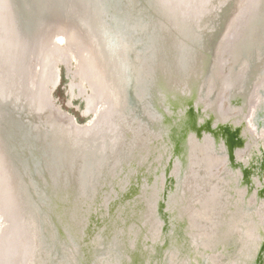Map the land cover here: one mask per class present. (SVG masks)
Returning <instances> with one entry per match:
<instances>
[{"label": "bare ground", "instance_id": "obj_1", "mask_svg": "<svg viewBox=\"0 0 264 264\" xmlns=\"http://www.w3.org/2000/svg\"><path fill=\"white\" fill-rule=\"evenodd\" d=\"M210 2L208 0L206 5L204 0H0V108L3 112L0 119L3 126L0 134V208L5 215V225L0 233V264H57L62 255V245L78 253L86 249L83 245L87 240L93 246L101 244L98 231L103 226L101 218L120 213L113 212L112 200L118 192L120 194L127 188L123 186L129 180L124 168L128 167L130 174L136 166L155 154L149 153L153 147L146 152L149 146L143 143L146 136L148 140L152 138L150 134L146 135L145 124L139 122L140 116L142 120L144 118V107L146 114L149 110L155 114L156 121L151 125L160 124L162 120L168 119L166 117H175L176 114L177 118L182 117L184 102L176 109L174 104L178 103L181 91L186 89L184 93H188L185 98L191 97V91L196 108L201 107L205 112L210 108L216 114V119L221 120L217 107H221V97H229L234 89L249 90L244 86L245 75L240 89L232 86V83L238 80L239 69L244 68L236 63L243 62L238 57L244 60L243 56L247 53L243 49L250 39L252 53L259 52L256 43L264 36V14H260L264 12V0H228L227 5H223V0H217L213 11L214 5L210 6ZM211 12L214 14L209 18ZM257 15L261 16L258 24L255 23ZM195 19L200 26H194ZM254 26L260 35L256 43L252 37ZM60 36L65 39L66 47L58 50L54 46L56 38ZM242 44L236 56L234 50ZM67 54L74 55L78 65H81L78 66L79 77L85 81V75L87 81L89 79L91 82L88 107L93 108L100 100L101 108L105 109L94 125L76 126L70 121H61L46 99L42 83L54 86L57 80L54 70L56 61L53 58L59 60ZM33 59L38 61L41 73L40 88L35 93L28 87L26 79L27 68L30 69L29 63ZM227 60L232 64L225 71ZM174 69L183 72L175 75L177 71ZM110 73L115 78L116 96ZM139 78L142 88L133 89L139 83ZM208 79L210 81L207 83ZM192 80L195 81L192 87L196 88L191 90L189 81ZM127 84L132 86L133 91L127 88ZM252 89L251 93L256 96L258 89ZM130 91L136 93L140 101L135 111L139 117L129 113L128 107L134 101ZM243 104L242 107L247 109L246 98ZM6 108L8 117L5 116ZM14 124L24 125L37 149L36 155L32 153L21 157L23 163L29 164V169L36 164L39 171L16 172L13 169V166L16 167L13 162L17 161L11 153L16 150L11 138L12 133L16 132ZM178 125L179 128L184 127ZM163 131L162 126L156 130L160 136ZM187 134L186 131L182 137L186 138ZM134 135L138 140L132 143ZM171 138L178 141L177 136L172 135ZM1 142L4 143L3 147ZM27 149L34 151L32 147ZM132 165L135 167L132 168ZM183 167L182 172L188 166L185 164ZM30 175L41 181V186L43 183L50 185L46 193L41 195V204L49 209L48 215L42 211L36 195L31 197L28 194L29 183L26 181ZM142 175L145 180L147 174ZM116 177L121 189L112 187L113 183L108 182ZM143 179L139 183L140 189L136 188L133 193L131 190L132 201L127 203L130 205L128 214L134 213L137 208L141 211L133 215L134 218L129 214L126 229L131 244L119 249L126 256L122 258L121 253L114 249L116 244L109 246L112 238L109 235L105 247L101 246L102 250L90 256L88 264H120L137 254L133 249L149 255L150 263L154 259L151 253L157 251L158 262H163L160 258L162 252L159 251L162 225L159 223L151 227L150 221L154 219V208L161 212V216L168 215L170 219L171 215L166 214L168 212L163 211V208L166 201H172L173 196L169 193L174 184L169 187L168 193L166 189L163 191V186L156 193H150ZM73 199L76 201L73 202ZM117 200L115 203L118 205L126 203L121 198ZM56 204L68 208L54 213ZM32 205L39 208L33 206L32 209ZM144 212L145 222L142 226L139 223ZM103 220L107 223L111 219ZM197 220H203L202 213L197 214ZM146 221L150 229L149 246L143 243V247H146L143 249L141 236L147 229ZM134 223L139 226L132 234L129 227L134 226ZM194 225L196 227V223ZM89 228L94 233L82 242ZM137 234L140 244L135 247ZM167 247L174 250L178 244L174 248ZM89 249L92 251L95 248L89 246ZM163 249L164 246L161 247ZM169 255L172 253H167L168 258ZM168 261L171 262L170 259Z\"/></svg>", "mask_w": 264, "mask_h": 264}, {"label": "rangeland", "instance_id": "obj_2", "mask_svg": "<svg viewBox=\"0 0 264 264\" xmlns=\"http://www.w3.org/2000/svg\"><path fill=\"white\" fill-rule=\"evenodd\" d=\"M226 1L227 0H223V3H226ZM216 2H217V0H211V2H210V6L214 5L212 8V11H213L215 5H217ZM204 3H206V5H207L208 0H204ZM237 11H239V9H237ZM213 14H214V12H211V14L209 15V18L213 17L212 16ZM260 14H264V12H261ZM259 15H257L258 18L255 21V23H257V24H258L259 18H261V16L259 17ZM204 18H205V16H204ZM194 26L195 27L200 26L196 19L194 21ZM256 32H258V31L255 29V26H254L252 37H254L255 39H259V37H257L258 34ZM56 41H57V43L55 44V46L57 45L58 50H61V49L66 47V41H65V39H63V37H61V36L57 37ZM246 43L247 42H245V44ZM243 44L239 45L234 50V52L236 53V56H237V53L242 48ZM248 44L249 43L246 44L247 47L249 46ZM53 59L56 61L54 64V70H55V72H57V80L55 82V85L52 86L47 82H45L44 84L42 83L43 90H44V93L46 95L47 101L50 102L51 107H53L52 109L54 110V112L60 116L59 118L61 121H70L71 123H73L76 126L77 125H80V126L94 125V122L98 121V117L100 116V114H102L105 111V109L101 108L102 105H101L100 100H98L95 103L93 108L88 107L87 97L91 94V91H92L91 87H90L91 82L89 79L87 81V77L85 75H83L85 81L82 79L81 76L79 77L80 74H79L78 70H80V67H78V66H81V65L80 64L78 65V62H77L74 55L67 54L59 60H58V58H55V57ZM162 63L165 64L164 61ZM231 64H232V62H230V60H227L224 64V70L227 71L228 67ZM29 66H30V69L32 70V71L30 70V72H29V75H30V82L29 83L32 87V90L37 92L38 91L37 89L40 88V86H38V85H40V77H41L40 65H39L37 60L33 59L30 61ZM242 66L244 67L243 69L246 70L247 65L244 63ZM77 67H78V69H77ZM165 67H166V65H165ZM33 69L35 71H33ZM174 70L177 71L174 73L175 75L178 74L179 72H183V71H180L177 69H174ZM245 70L242 71L241 68L239 69V71H238L239 73L236 77V78H238V80L234 81L232 83V86L238 87V89H240L239 86H241L242 77L246 73ZM161 71L159 70L160 74L162 73ZM27 72H28V68H27ZM128 73H129V69H128ZM110 74L113 77L111 82L114 83V85H115V87L113 86L114 87L113 91H114V94L116 96L117 95V89H116L115 78H114L112 73H110ZM163 77H166V76H163ZM138 80H139V83H137V86H133V89H134V87L135 88L136 87L142 88V86L140 85V78ZM230 81H232V80H230ZM243 82H245V80ZM192 84L194 85V82ZM208 86H210V84H208ZM244 86H246V85L244 84ZM258 87H259L258 83L253 84L254 91L256 88L258 89ZM127 88L130 89L131 91H133L131 85L127 84ZM225 90L227 91V89H225ZM131 91L129 93L133 94L132 96H134V101L133 102L131 101V104L128 107V108H130L129 113L131 114V116H138L135 111L137 110V107L139 106L140 101L137 98L136 93L134 94V92H131ZM244 91L245 90L235 91V89H234L233 91L230 92L229 97H226V98L221 97L222 98V100H221L222 104H220L221 107L217 106L218 111H219L218 115L221 117V120H227L230 116L232 118H234V119L231 118L232 120L229 122V125L231 126L230 133L234 132V129L238 126L237 127L238 139L240 138L241 140H244L242 148H240V149L234 148V152H235L234 153L235 154L234 162L241 161V163L244 165L243 167H244L245 171L247 172L246 178L255 180V183H256L255 188L257 186H258V188L253 189V192L256 193V192H258V189L259 190L261 189L260 190L261 193H264V185H261V182H263L262 184H264V95L257 93L256 96H254L252 93H250L249 97L247 98V101H246L248 107H247V109H243L242 105L237 103L238 102L237 97H238V95H240V93H242ZM197 98H198V96H196V99ZM117 100H118V98L116 97V99H115L116 103H117ZM253 100H255V101H253ZM194 101L196 102V100H194ZM256 102H258V106L254 107V104ZM110 103L112 105V101H110ZM132 108H133V110H132ZM7 109L8 108H6L4 110V111H6L5 112L6 117H8V115H9ZM145 109H146V107H144V112H143L144 118L142 120L141 116H140L139 122L142 124H145V129H146V133H147L146 135L150 134V136L152 137L151 140H148V137L146 136V140L144 139L143 143H144V146L145 145H146V147L149 146V148L146 150V152H149V149L151 147L154 148V149L152 148V151L149 152L151 155H153V153H155L153 158L146 159L141 164H139V166H136V168H134L135 165H132V168H134V172H132V173L130 172V174L128 173V167H126V169L124 168V171H127L126 175L129 177L128 178L129 180L128 181L126 180V182L123 184V186H125L127 188L123 192L120 191L121 192L120 194L118 192V194H116L115 199L113 198V200H112L113 212H117V211L119 212L120 211V213H118L117 216L112 215V216H107V218H101V223L103 224V226L100 228L98 226L96 227L97 230L99 228L98 231H100L101 244H99V246H93L91 244V242L89 240H87L86 237H89L93 232V229L90 230V228H89L88 232L86 231V233L82 237L83 238L82 242H85V240H87L86 243L83 245V248H86V249H84L81 252L76 253L75 250L74 251L67 250L62 245V247H61L62 248V255L60 256L59 262L57 261L58 262L57 264H88L90 256L94 255L97 251H99V249L102 250L101 246L105 247L109 235L112 237L110 240L109 246L112 244H116V246H114V249H116V251H119V249H121V248H127L128 245L131 244L129 241L128 228L126 229V226L128 223L127 220L130 219L129 214H131V218L132 217L134 218V216H136V214L139 213L141 210H140V208H137L134 211V213L132 212V213L128 214L127 209H128V206H130V205L127 203L129 201L130 202L132 201V198L130 197L131 190L133 193L134 191H136L135 190L136 188L140 189L141 180L144 178L142 174H145V173L147 174V178H145V180L143 179V183H144L146 190L150 191V193H153V192L156 193L157 189L159 187L161 188L162 186H163L162 187L163 191H164V189H166V193H168L169 187L174 184L173 189L170 190V193H169L171 195V197L173 196L172 201L171 200H170V202L166 201L165 202L166 204L163 208V211L168 212L166 214H169V216L171 215L170 220L168 221V218L166 220V222L169 223V226L164 223L166 225V227L167 226L168 227H167V242H166V244H164L165 246H164L163 250H161V247H162L161 243L162 242H159V251L162 252V255L160 256V258H162L163 262H161V261L158 262L159 261L158 260L159 255H158V253H156L157 251L156 252L154 251L151 253L153 255L152 257H154V259H153V262L150 263L149 255L146 256V255L142 254L139 249H133L132 251L135 252V254L136 253L137 254L134 255L133 257H130L128 260H123L120 264H180L179 251L177 252V254L175 253L176 254L175 256L169 255L170 258H168V259H170L171 262L168 261L167 256H164L167 253L169 254V253L175 252L173 249H170L167 247V246H172L174 248L175 242L177 244L181 245V249H180L181 254L180 255H182V257H183V258H181L182 264H189L190 260H192V262H190V264H192V263H194V264H234L235 258H231L228 261L223 262V260L225 261V259L227 257H229V258L231 257L235 248L238 249L239 244L235 245V243L233 242L232 239H229V241L227 243L228 247L230 246L229 247V256H226L224 254H220L219 251L210 253V251H214L216 249L215 245H217L220 238L222 239L225 237V235H229L230 223L227 224L226 222H227L228 218L230 219V217H227L225 215L227 213V209H228L229 205L230 206L236 205V204L233 205L230 202V199L233 197V192H231V191H233V190L235 191V189H233L232 187H230L226 184V179L224 178V175L221 174V172H224L223 171L224 164H222V162L220 161V163L217 167L215 166V168H211V169L209 168L210 169L209 171L206 170V171H208L207 173H202V174L200 173L201 171H199V174H198V173H196V171H194V169H192V171H190V172L182 173L180 175V178H179L178 171L175 170L176 172H174L173 167L175 164L173 163L174 164L173 167H171V169L169 168V172L167 171L168 174L166 175V173H165L166 169H164V168H165V166L168 165V161L170 160L171 155H168L169 150L166 148V146L163 145L162 143L161 144L159 143L160 140H158V139L159 138L161 139V137H160V135L157 134L156 130L151 127V123L156 121L154 112L149 110L148 114H146ZM16 110H18V109H16ZM196 110H198V109L196 108ZM201 110L204 111L203 108H201ZM211 110L212 109L209 108L208 111H211ZM189 111L187 110V115L185 116V118L187 119L188 125L191 123L190 121L193 120L192 115L188 116ZM211 112H213V111H211ZM2 113L3 112H1V108H0V119H2L1 118L3 115ZM205 114H206L207 118L205 117V120L202 118L201 123H205L208 119L210 120V116L207 115L206 112H205ZM239 115H240V117H239ZM138 117L136 118V121L139 120ZM183 117H184V114H183ZM166 118H169V117H166ZM200 119L198 118V121H200ZM211 119L214 120L213 115H212ZM241 121H242L243 125L240 124ZM0 122H1V120H0ZM212 122H214V121H212ZM258 123H259V125H261V123H262L263 126L258 128ZM233 125H235L236 127H234ZM14 126L16 128V132L12 133L11 138L14 141L16 150L15 151L12 150L11 153L14 154L17 161L15 160L16 163L13 162V164H16V167L13 166V169H15L16 172H18L20 170L21 171H25V170H27V171L31 170L32 171L34 169L36 171H39V169H38L39 167L37 168L36 164H34V168L31 165L30 169H29V164H27L26 162L23 163L24 161L21 158V157H24L26 155H32V153H33V155H36L35 150H37V149L34 146V141L31 137V135L27 132V130L24 129V125L14 124ZM213 128L215 129V131H214L215 133L216 132H218V133L224 132L222 134L223 135L222 138H224V139H222L221 137L219 138V140H222V142H224L223 146H221V144H220V151H222L224 149V151L227 154L228 144L229 145L232 144V142L230 140V136L228 135V131H225V130L221 131V129L218 125H215ZM1 129H3V126L0 123V134L2 133ZM183 131H184V127L180 131H179V128L177 129V139L180 143V145H179L180 150L182 148L181 142L183 139V137H182ZM246 133L249 135L248 138H246L247 137ZM155 134H156V136H154ZM207 134H209V133H207ZM206 137L209 139L208 142L212 141V139L209 136H206ZM137 140H138V138L136 135H134V137L131 138L132 143L136 142ZM3 144L4 143L1 142L2 147L4 146ZM24 147L26 149H24ZM31 147L34 149V151L32 149H30L28 151L27 148H31ZM210 149L213 152V149L212 148H210ZM191 150H192V152L194 151L193 145H192ZM217 153H215V154H217ZM244 153H245V155H244ZM37 155H39V153H37ZM218 155H219V153H218ZM221 156L223 157V154L219 155V157H221ZM226 159L225 158L223 159L225 166L227 165V163H229L228 157H226ZM18 164H19V168H18ZM170 164H171V161H170ZM227 166L231 168L230 163ZM144 170L146 172H144ZM236 173H237V176L240 175V171H237ZM258 173L261 174V176H262L261 180L258 179ZM251 174H254V175L251 176ZM141 175H142V177H141ZM22 176L25 178L24 175H22ZM241 176H242V172H241ZM254 176H255V179H254ZM146 179H147V181H146ZM197 179L199 182H196ZM187 180L189 182L188 185H187ZM173 181H174V183H173ZM108 182L110 184L113 183L112 187L116 186L119 188L120 184L117 181V177L114 178L113 181L109 180ZM184 182H185V185H184ZM26 183L30 184V187H29V184L27 187L28 194L31 195V197H32V195H36V198L39 199V201H40L42 211L48 215L49 209L45 205L43 206V204H41V202H43V198L41 195H44L46 193L45 191H46V189L48 190L50 185L43 183L44 185L41 186V181H39L37 179H33L32 175L29 176V179H28V181H26ZM38 184H40L41 187ZM121 188H119V189H121ZM148 188H151V190H148ZM153 189H155L156 191ZM236 189H237V194H239L237 200H239L241 202L242 208H243V206H245V208L241 211V213H243V212L244 213H251L250 209L248 210V207H247L248 204H246V201L244 202V198H243V196L246 194V189H238V188H236ZM36 190L38 192H36ZM227 192H228V196H227ZM193 193H194V195H193ZM120 195H122V196L119 197ZM126 195H129V197L126 198L127 197ZM255 197H256L255 194L248 197V200H249L248 203H255ZM263 197H264V195H263ZM120 198L123 201H125L126 203L125 204L119 203L121 205L116 204L115 202L118 201L117 199H120ZM169 199H170V197H169ZM34 200L38 204V201L36 199H34ZM144 200H147V199H144ZM62 201H64V200H62ZM74 201H76V200L73 199V202ZM90 201H91V199H90ZM0 202H1V199H0ZM182 203L184 204V206H182L183 210H182V208H180V205ZM235 203H237V202H235ZM34 205H32V209H33ZM259 205L264 206V198L260 199ZM174 206L176 208L174 210H172L174 208ZM0 207H1V203H0ZM34 208H36V206H34ZM37 208H39V207H37ZM66 208H68L66 205H63L61 207L60 204H56V207L54 208L55 209L54 213L55 212L59 213L60 209H66ZM120 208H122V209L119 210ZM198 213H202L204 215L203 220H197V214ZM211 213H214L215 218H213L212 222H206L205 220L209 221V219H207L206 215L211 214ZM0 214H1L0 215V233H1V230L3 228V226H2L3 220L1 217L2 216V209L1 208H0ZM79 214H78V216H79ZM160 214H161V212H158V209L156 211V209L154 208V213H153V217H152L154 219H151V221H150L151 227H153V225H154V227L156 225L158 226L159 223H161L163 225L164 219L161 217ZM67 215L69 216V214H67ZM67 215L65 217H67ZM144 215H145V212L141 215L142 220H141V223H139V225L142 224V226H144V222H145V220L143 218ZM166 216L168 217V215H166ZM193 216H194V218H193ZM80 217L82 218L83 214H81ZM195 217H196V219H195ZM109 218L111 220H108ZM156 218H158V219L160 218V220H158ZM238 218H237V220H238ZM66 219H68V221H69V218H66ZM103 219H105V221L108 220V222L104 223ZM198 219H200V216ZM214 220H216V221H214ZM237 220L235 221L236 223H238V221H239V220L238 221ZM260 220H261V224H262L261 230L263 231L264 230V227H263L264 226V216L261 217ZM81 221H82V219H81ZM192 223H193V225H194V223H196V227H194L195 225L193 226ZM134 224H135L134 226L129 227L130 228L129 230H132V232H133L132 234H135V231H137V228L139 226L136 223H134ZM245 225H246V223H245ZM145 226L147 227V229H146L145 233L141 236L143 249H146L145 246L143 247V243L145 245L147 244V246H149V244L147 242L149 240L148 236L150 233L149 232L150 229H149V224L147 221L145 223ZM221 226H226L225 234H224V236L222 235V237L217 236L220 234L219 233V227H221ZM133 227H134V229H133ZM249 227L251 229L253 228L252 225ZM203 228L206 230L209 229L210 236L207 235L206 236L207 238L204 236L205 232H204ZM233 229H234V227H233ZM245 229H247V228H245ZM250 234H251V231H249V235ZM74 236H75V239H77L75 232H74ZM163 238H164V234L162 235V232H161L160 239H163ZM194 240H197V243H194V247H193V241ZM237 240L241 241L242 238H236V241ZM250 241H252V236H250ZM134 242H135L134 243L135 247L139 246L140 237L138 236V234H137L136 239H134ZM251 243H250V245L252 246ZM253 245L254 246L256 245L257 248L253 249V247H252L250 252H248L244 256H242L244 259L243 264H246L248 262H249L248 264H264V258L262 259V262L259 263V258H258V254H257L258 246H259L258 243H255ZM89 246L92 248H95V249H92V251H90V249L87 250V248ZM202 247H206V248L202 249ZM245 248H246V246H245ZM201 249L203 250V252L208 251V249H209V252L203 253L201 251L202 254L200 256L198 255L199 260L194 259V256L195 255L197 256L198 251ZM191 251H192V253H191ZM82 253H83V255H82ZM119 253H121V252L119 251ZM123 256L125 257L126 255L121 253L122 258H123ZM162 256H164V257H162ZM73 258H74V261H73ZM36 261H37V259H36ZM221 261L223 263H221ZM236 264H237V262H236ZM238 264H241V261Z\"/></svg>", "mask_w": 264, "mask_h": 264}, {"label": "flooded vegetation", "instance_id": "obj_3", "mask_svg": "<svg viewBox=\"0 0 264 264\" xmlns=\"http://www.w3.org/2000/svg\"><path fill=\"white\" fill-rule=\"evenodd\" d=\"M227 2H228V0L223 5H227ZM224 12H225V10H224ZM258 13H259V11H258ZM257 18H258V16L256 17V20H257ZM262 19L264 20V15H263ZM263 35H264V33H263ZM259 36L260 35H258V37ZM255 43H256V39H255ZM256 44H257V46H256L257 49H256V47H255V49L259 51L258 54L252 53L253 45L251 46L250 40H249V44H248L249 46L247 47L245 45L244 49H243V51L245 53H247L244 56L242 55L244 60H242L241 58L238 57V59L243 61V62H241V64H240V62L237 61V63H236L237 66L238 65L242 66L244 63L247 65L246 70L243 68L241 70L242 71L245 70V72H246L244 74L245 75L244 76V80H245L244 84L246 85V88H248L249 90L248 91L245 90L244 92L240 93V97H237V100H238L237 103H239L242 106H243V99L246 98V101H247V98L249 97V94L251 93V90L253 88L254 83L259 84L257 93L264 95V36H263V38L261 37L259 43H256ZM245 56H247L248 58ZM194 76H197V75H194ZM194 76H192V79H194ZM208 81H210V80L208 79L207 82ZM193 82H195V81L194 80H192L191 82L189 81V83H190L189 87L191 88V90L196 88V87H192ZM185 90L186 89H183L181 91V89H180L178 91L179 93L181 91V95L178 96V103L174 104V108H175V107H178L180 105V103L184 102L185 109H186V110L185 109L183 110L184 111L183 112L184 117L182 116V117L177 118L176 117L177 112H176L175 117L172 116V117L168 118L166 121L162 120L160 124L155 125V123H154L151 125L152 128H154L155 130H157V128L161 127V126L163 127V130H164L163 135L160 136L161 139L159 138L158 140H160L159 141L160 144L162 143L169 150L168 155H171L170 160L168 161V165L164 168V169L167 168L165 173L167 171L169 172V168L171 169V167H173L174 164H175L173 167L174 172L178 171L179 178H180V175L182 172L181 169H182L183 165H185V164H187L188 167L182 173L190 172V171H192V169H194V171H196V173H198V174H199V171H201L200 172L201 174L207 173L211 168H215V166L217 167L221 161L222 164H224V167H223L224 172H221V174L224 175V178L226 179V184L228 186L232 187L233 189H235V191L234 190L231 191V192H233V197L231 199L229 198L230 202H231V204H233V205L236 204V205L235 206L229 205V207L227 209V213L225 215L227 217H230V219L228 218L227 222H226L227 224L230 223L229 235H225V237L222 239L220 238L217 245H215L216 249L214 251H210V253L219 251L220 254H224L226 256H229V247L230 246L228 247L227 243H228L229 239H232L233 242L235 243V245L239 244L238 249L235 248L231 257L230 258L227 257L225 259V261L223 260V262H226L231 258H235L234 264H236V262L238 264V263H240V261H241V264H243L244 259L242 256H244L246 253L250 252L252 247H253V249H256L257 246L256 245L254 246L253 244L258 243L259 246H258L257 254H258V258H259V263H261L262 259L264 258V230L263 231L261 230L262 224H261L260 219H261V217L264 216V210H263L264 206H260L259 201H260V199L264 198L263 197L264 193H261V191H260L261 189L260 190L258 189V192H256V193L253 192V189L258 188V186L255 188V184H256L255 180L246 178L247 172L245 171V169L243 167L244 165L241 163V161L234 162V160H235L234 148L240 149L243 147V143H244V140H241L240 138L238 139V131H237L238 126L236 127L235 125H233L236 128L234 129V132L230 133L231 126L229 125V122L234 118L231 117L232 119L230 118L228 120H220V119L217 120L216 114H214L213 112H210V111L206 112L207 115L210 116V120L208 119L207 120L208 122L206 121L205 123H201L202 118L205 120V117H206L205 111H202L201 109H199L200 107H198L197 108L198 110H196L195 101H193V97H192V92L189 91L191 93V97L187 96L185 98V96L188 93L187 92L185 94L184 93ZM187 98H189V99L187 100ZM255 106H258V102H256L254 104V107ZM243 109H245V108L243 107ZM187 110L188 111L190 110L188 112V116L192 115V118H193V120L190 121L191 123L189 125L187 124V119L185 118V116L187 115ZM178 112H180V111H178ZM212 115H213L214 120L211 119ZM239 117H240V115H239ZM198 118L199 119L201 118L200 121H198ZM212 121H214V122H212ZM178 124L184 126L183 133H186V131L188 133L186 138L182 139L181 150L179 147V145H180L179 141L172 140V138H171L172 135L177 136V129L179 128ZM240 124L243 125L242 121ZM215 125H218L220 127L221 131L222 130L228 131V135L230 136V140H231L232 144L231 145L228 144L227 154L224 151V149L222 151H220V144H221V146H223L224 142H222V140H219V138L220 137L222 138V136H223L222 134L224 132H222V133L216 132L215 133L214 132L215 129L213 128ZM262 126H263L262 123H261V125H259V123H258V128L262 127ZM182 129L183 128H179V131ZM207 133H209V134H207ZM206 136H209L212 139V141L208 142L209 139ZM246 136H247L246 138H248L249 135L246 133ZM222 139H224V138H222ZM192 145L194 147L193 152L191 150ZM197 145L201 146V148H199ZM209 147L213 149V152L211 151V149ZM217 152L219 153V155L223 154V157L221 156L223 159L224 158L226 159V157H228V161L230 163L231 168L227 166L229 163H227V165L225 166L224 160L221 157H219ZM215 153H217V154H215ZM244 155H245V153H244ZM170 161H171V164H170ZM206 170H208V171H206ZM237 171H240L239 176H237V173H236ZM241 172H242V176H241ZM253 175L254 174H251V176H253ZM254 179H255V176H254ZM258 179L259 180L262 179V176L259 173H258ZM196 182H199L198 179L196 180ZM262 183L263 182H261V185H264ZM236 188L246 189V194L245 195L243 194L244 195L243 198H244V202L246 201V204H248L247 207H248V210L250 209L251 213H244V212L241 213V211L245 208V206H243V208H242L241 202L239 200H237L239 194H237ZM253 194L256 195L255 203H248V201H249L248 197H250ZM227 196H228V192H227ZM235 202H237V203H235ZM182 206H184L183 203L180 205V208H182V210H183ZM175 208L176 207L174 206V208L172 210H174ZM161 217L164 219L163 225L161 224L162 225L161 232H162V235L164 234V238L161 239V241H160V242H162L161 244L163 247V246H165L164 244H166V242H167V227L169 226V223L166 222L167 216L162 215ZM202 217H204L203 214H202ZM206 217H207V219H209V221H206V222H212L213 218H215L214 213L208 214V215H206ZM237 218L239 221L237 220ZM236 220L238 221L239 224L235 222ZM214 221H216V220H214ZM164 223L167 224L168 226L166 227V225ZM245 223H246V225H245ZM251 225L253 226L252 229L249 227ZM233 227H234V229H233ZM245 228H247V229H245ZM203 230H204L206 236L207 235L210 236L209 229L206 230L203 228ZM225 231H226V226L219 227V233L220 234L217 236H221V237H222V235L224 236ZM249 231H251L250 235H249ZM250 236H252V241H250ZM236 238H242V240L236 241ZM194 243H197V240L193 241V247H194ZM250 243L252 244V246L250 245ZM174 245H177V243L175 242ZM245 246H246V248H245ZM204 248H206V247H202V249H204ZM180 249H181V245L178 244V248L177 249L174 248L175 252H173L174 254L172 253V256H175L177 254V252L179 251L180 264H182L181 258H183V257H182V255H180L181 254ZM202 249L198 251L197 256L196 255L194 256V259L199 260L198 255L200 256L202 254V252H203ZM192 251H191V253H192ZM205 252H209V249H208V251H204L203 253H205ZM164 256H167V254ZM167 259H168V257H167ZM190 262H192V260L189 261V264H190ZM223 262L221 261V263H223ZM248 263H246V264H248ZM192 264H194V263H192Z\"/></svg>", "mask_w": 264, "mask_h": 264}, {"label": "water", "instance_id": "obj_4", "mask_svg": "<svg viewBox=\"0 0 264 264\" xmlns=\"http://www.w3.org/2000/svg\"><path fill=\"white\" fill-rule=\"evenodd\" d=\"M54 47L57 48V45L54 46ZM30 70H31V69L28 70V74H27V76H26V77H27V78H26V79H27V83L30 82V75H29ZM31 71H32V70H31ZM33 71H35V70L33 69ZM28 87L31 88L32 93H35V91L32 90V87H31L30 83H29ZM48 103H50V102L48 101ZM55 115L57 116L58 114L55 113ZM0 215H1V214H0ZM1 217H2V220H3V222H2V226H3V225H5V215H4V210H2V216H1ZM24 251H25V250H24Z\"/></svg>", "mask_w": 264, "mask_h": 264}]
</instances>
